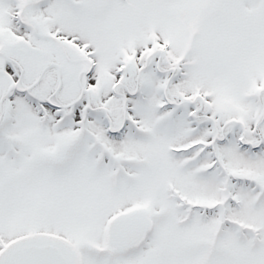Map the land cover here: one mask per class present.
<instances>
[{
	"label": "snow or ice",
	"instance_id": "6c2138e0",
	"mask_svg": "<svg viewBox=\"0 0 264 264\" xmlns=\"http://www.w3.org/2000/svg\"><path fill=\"white\" fill-rule=\"evenodd\" d=\"M0 264H264V0H0Z\"/></svg>",
	"mask_w": 264,
	"mask_h": 264
}]
</instances>
